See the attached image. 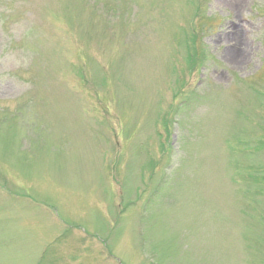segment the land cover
Instances as JSON below:
<instances>
[{
	"label": "rangeland",
	"instance_id": "374dc122",
	"mask_svg": "<svg viewBox=\"0 0 264 264\" xmlns=\"http://www.w3.org/2000/svg\"><path fill=\"white\" fill-rule=\"evenodd\" d=\"M261 136L264 0H0V264H264Z\"/></svg>",
	"mask_w": 264,
	"mask_h": 264
},
{
	"label": "bare ground",
	"instance_id": "6f19581e",
	"mask_svg": "<svg viewBox=\"0 0 264 264\" xmlns=\"http://www.w3.org/2000/svg\"><path fill=\"white\" fill-rule=\"evenodd\" d=\"M234 1H235V3H239L240 0H234ZM232 39H234V38L232 37ZM234 45H235V44H234ZM231 54H232V55H230V56H232L234 59H238V60H239V59L241 58V56H242V55H241V56H240V55H237V54H236L235 52H233V51L231 52Z\"/></svg>",
	"mask_w": 264,
	"mask_h": 264
}]
</instances>
